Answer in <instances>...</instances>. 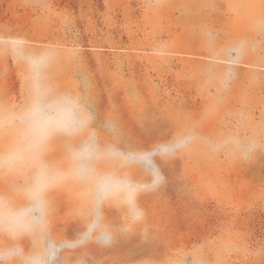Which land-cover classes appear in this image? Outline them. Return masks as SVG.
<instances>
[{
  "label": "rangeland",
  "instance_id": "374dc122",
  "mask_svg": "<svg viewBox=\"0 0 264 264\" xmlns=\"http://www.w3.org/2000/svg\"><path fill=\"white\" fill-rule=\"evenodd\" d=\"M46 90L53 120L90 117L42 150L60 174L47 190L51 236L77 239L90 195L109 196L106 220L130 229L110 247L66 248V264H177L193 250L207 264H264V149L245 160L206 143L264 142V0H0V155L20 146L30 131L21 118ZM189 134L201 139L156 159L163 180L140 191L143 217L130 224L121 186L149 184L137 158ZM86 141L122 150L106 153L112 163L91 186L69 162ZM25 180L0 170L17 215Z\"/></svg>",
  "mask_w": 264,
  "mask_h": 264
},
{
  "label": "clouds",
  "instance_id": "9594fccd",
  "mask_svg": "<svg viewBox=\"0 0 264 264\" xmlns=\"http://www.w3.org/2000/svg\"><path fill=\"white\" fill-rule=\"evenodd\" d=\"M89 122V121H88ZM21 123L27 124L26 116L21 118ZM83 130V129H82ZM113 130V129H112ZM115 131V129L113 130ZM201 138L189 134L178 137L171 142L170 151L163 154L146 155L141 159L149 174L147 188L137 189L133 196V202H128V189L122 185L123 196L120 203L127 208L129 223L135 224L143 217V211L139 208L136 198L143 190H156L163 175L158 171L155 163L157 158H168L187 150L194 142ZM213 152L231 148L233 152L245 160L252 158L254 153L264 149V142L256 138L242 141L232 138L222 144L206 142ZM122 151L121 149H114ZM113 149L92 142H83L79 147L71 151L69 162L73 170V176L86 186L94 185L99 176L101 164H111L106 153ZM20 169L26 176L25 184L18 190L26 202L27 211L21 215L15 212V199L12 195H0V264H66L61 259V253L66 248H85L89 244L100 247H110L116 240L125 235L129 228H116L111 225L103 213V205L109 196L90 195L84 210L80 213L83 230L74 241H57L50 233L48 224L47 190L60 178V174L54 171L42 157V151H37L31 146L29 133H25L17 150L13 153L0 155V170ZM155 175L154 181L151 177ZM25 238L34 241L33 246L26 250L21 241ZM77 264H87L86 260H80ZM177 264H207L199 251L193 250L186 257L178 259Z\"/></svg>",
  "mask_w": 264,
  "mask_h": 264
},
{
  "label": "snow or ice",
  "instance_id": "6c2138e0",
  "mask_svg": "<svg viewBox=\"0 0 264 264\" xmlns=\"http://www.w3.org/2000/svg\"><path fill=\"white\" fill-rule=\"evenodd\" d=\"M231 51H238L233 49ZM54 107V102L50 103L48 98V91L39 92L32 100L31 106L26 112V121L29 125V139L31 146L37 151H42L47 140L57 134L72 135L76 131L83 129L90 119L87 113L81 112L78 114L76 120L71 122H63L53 120L48 116V112ZM114 130V129H113ZM165 152L170 151L169 148L164 149ZM113 155H121V153L112 152ZM150 155V154H149ZM146 155H141L137 159H145ZM124 159H131L125 156ZM128 189V202H133V196L137 187L125 185Z\"/></svg>",
  "mask_w": 264,
  "mask_h": 264
}]
</instances>
